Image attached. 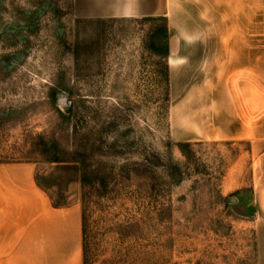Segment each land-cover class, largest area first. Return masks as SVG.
<instances>
[{"label": "rangeland", "instance_id": "rangeland-1", "mask_svg": "<svg viewBox=\"0 0 264 264\" xmlns=\"http://www.w3.org/2000/svg\"><path fill=\"white\" fill-rule=\"evenodd\" d=\"M187 1L200 21L172 30L198 41L170 43L188 56L170 76L164 16L95 17L110 0H0V162L34 164L54 205L80 207L82 264H254L246 147L191 133L208 126L192 113L223 108L233 0ZM258 34L262 49L264 21ZM184 93L201 105L178 107Z\"/></svg>", "mask_w": 264, "mask_h": 264}, {"label": "crops", "instance_id": "crops-1", "mask_svg": "<svg viewBox=\"0 0 264 264\" xmlns=\"http://www.w3.org/2000/svg\"><path fill=\"white\" fill-rule=\"evenodd\" d=\"M183 1L185 4L173 9L164 7L162 0H110L105 12L95 17L164 16L172 35L165 57L172 76L178 61L188 56L183 51L175 54L170 43L190 45L198 41L185 31L172 30L188 29L190 22L200 21L196 12L201 4ZM258 2L233 0L235 48L229 53L225 50L227 61L222 63V70L226 74L221 98H216L223 108L213 115L192 113V123L199 120L208 126L207 131L204 128L191 133L193 140L241 142L246 147L243 157L249 160V201L254 211L253 262L264 264V48L256 42L264 18L258 17ZM230 56L235 61L230 62ZM188 95L180 96L178 107L193 110L201 105V98ZM181 122L188 124L186 120ZM34 170L29 162H0V264H82L80 207L75 203L54 205L37 185Z\"/></svg>", "mask_w": 264, "mask_h": 264}]
</instances>
